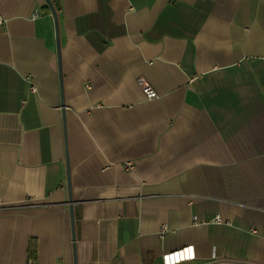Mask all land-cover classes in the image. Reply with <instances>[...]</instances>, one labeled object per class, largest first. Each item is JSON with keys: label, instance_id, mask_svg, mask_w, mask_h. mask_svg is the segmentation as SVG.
I'll use <instances>...</instances> for the list:
<instances>
[{"label": "crops", "instance_id": "crops-1", "mask_svg": "<svg viewBox=\"0 0 264 264\" xmlns=\"http://www.w3.org/2000/svg\"><path fill=\"white\" fill-rule=\"evenodd\" d=\"M52 3L77 264H264V0ZM64 146L51 12L0 0V264H74Z\"/></svg>", "mask_w": 264, "mask_h": 264}, {"label": "water", "instance_id": "water-1", "mask_svg": "<svg viewBox=\"0 0 264 264\" xmlns=\"http://www.w3.org/2000/svg\"><path fill=\"white\" fill-rule=\"evenodd\" d=\"M46 5L48 6L52 18L55 31L56 39V55L58 63V74H59V83H60V97H61V114H62V125L64 133V147H65V169H66V187H67V203L69 205V214H70V226H71V236H72V251L74 257V264H77L76 260V242L74 234V217H73V197H72V187H71V178H70V165L68 159V145H67V136H66V116H65V102L62 89V73H61V62H60V37H59V26H58V17L52 0H45Z\"/></svg>", "mask_w": 264, "mask_h": 264}, {"label": "built area", "instance_id": "built-area-1", "mask_svg": "<svg viewBox=\"0 0 264 264\" xmlns=\"http://www.w3.org/2000/svg\"><path fill=\"white\" fill-rule=\"evenodd\" d=\"M138 83H139V86H140L142 93H144V95L147 99H151V98L156 97V92L154 91V89L148 83H146L143 79H140ZM30 90L35 91V87L31 85ZM213 220L215 222H223L219 216H215ZM201 221L205 222L204 219H202ZM162 230H163V228H162ZM174 254H176V255H174ZM177 254H178V251H175L173 253H169L168 257H171V255L177 256L176 260H174V262H176L177 260L180 259ZM171 263H172L171 261L167 260L164 264H171ZM29 264H36V263H35V261L31 260V261H29Z\"/></svg>", "mask_w": 264, "mask_h": 264}]
</instances>
